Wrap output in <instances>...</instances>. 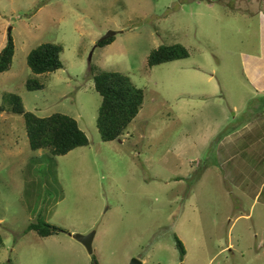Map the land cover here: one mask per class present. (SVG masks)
<instances>
[{
  "label": "rangeland",
  "instance_id": "rangeland-1",
  "mask_svg": "<svg viewBox=\"0 0 264 264\" xmlns=\"http://www.w3.org/2000/svg\"><path fill=\"white\" fill-rule=\"evenodd\" d=\"M260 13L264 0H0V50L15 45L0 105L15 93L37 116L67 114L89 141L32 151L24 118L0 110V264H264V90L244 71ZM42 43L62 47L63 67L36 75L26 56ZM172 44L189 57L147 65ZM101 70L144 91L112 141L96 123ZM40 220L62 231H27ZM92 231L89 254L73 236Z\"/></svg>",
  "mask_w": 264,
  "mask_h": 264
},
{
  "label": "trees",
  "instance_id": "trees-1",
  "mask_svg": "<svg viewBox=\"0 0 264 264\" xmlns=\"http://www.w3.org/2000/svg\"><path fill=\"white\" fill-rule=\"evenodd\" d=\"M114 41V36L99 40L96 46H106ZM62 47L54 43H42L31 49L26 56L27 66L31 72L39 75L51 73L63 67L60 59ZM15 45L8 35L5 46L0 50V74L8 71L13 63ZM189 52L181 44L160 45L150 51L147 65L153 67L165 62L185 59ZM94 89L101 96V103L97 114V127L103 141H112L119 138L130 123L137 116L143 104L144 91L135 86L128 76L119 73L101 70L93 74ZM27 90L42 88V84L34 79H27ZM5 105L11 113L24 118L26 135L32 151L44 150L51 155H65L71 150L89 144L85 132L80 128L77 120L64 113H53L47 117H40L26 111L19 95L5 93L2 96L0 110ZM27 231H36L40 237H47L58 231L59 227L40 220L30 223ZM176 247L180 254H185L181 240L175 236ZM3 240L0 237V246Z\"/></svg>",
  "mask_w": 264,
  "mask_h": 264
},
{
  "label": "crops",
  "instance_id": "crops-1",
  "mask_svg": "<svg viewBox=\"0 0 264 264\" xmlns=\"http://www.w3.org/2000/svg\"><path fill=\"white\" fill-rule=\"evenodd\" d=\"M261 45L259 55H246L244 71L248 79L259 90H264V14L260 13Z\"/></svg>",
  "mask_w": 264,
  "mask_h": 264
},
{
  "label": "water",
  "instance_id": "water-1",
  "mask_svg": "<svg viewBox=\"0 0 264 264\" xmlns=\"http://www.w3.org/2000/svg\"><path fill=\"white\" fill-rule=\"evenodd\" d=\"M115 34H116L115 31H109L103 37H101L99 40H105V39L111 38V37L115 36ZM90 56H91V54H90ZM90 56H89V60L91 59ZM94 235H95V232L92 231L88 234H75L73 237L76 240H78L80 243L83 244V246L85 247V249L87 250V252L89 254H92L93 253L92 242L94 239ZM129 264H142V262L137 258H133V259H131Z\"/></svg>",
  "mask_w": 264,
  "mask_h": 264
}]
</instances>
